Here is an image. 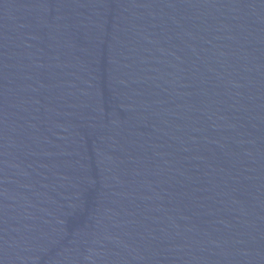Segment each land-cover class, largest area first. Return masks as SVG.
<instances>
[{"label":"water","instance_id":"1","mask_svg":"<svg viewBox=\"0 0 264 264\" xmlns=\"http://www.w3.org/2000/svg\"><path fill=\"white\" fill-rule=\"evenodd\" d=\"M0 264H264V0H0Z\"/></svg>","mask_w":264,"mask_h":264}]
</instances>
